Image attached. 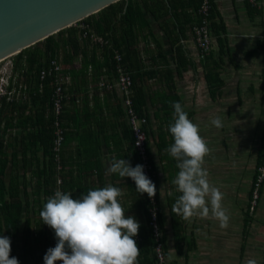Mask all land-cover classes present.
<instances>
[{"label": "crops", "instance_id": "obj_1", "mask_svg": "<svg viewBox=\"0 0 264 264\" xmlns=\"http://www.w3.org/2000/svg\"><path fill=\"white\" fill-rule=\"evenodd\" d=\"M212 1L218 15L211 19V26L224 25L225 33L219 34L227 42L224 52L214 30L212 50L204 58L192 28L183 34L171 13L165 19L157 20L146 14L150 28L139 32L135 47L138 61L125 64L134 81V98L137 92L145 101L141 116L148 119L146 147L156 184L168 263L246 264L248 259L254 258L257 264H264V186L259 206L253 214L249 211L264 134V12L247 0ZM188 12L195 14L191 9ZM118 52L124 59L125 53ZM70 55H74L73 50L67 48L59 56L67 77L62 117L66 138L61 152L63 169L59 173L56 171L55 189L58 175L62 179L63 192L71 193L74 198L108 185L120 188L123 195L119 202L126 216L135 217L140 224L134 239L136 243L142 242L143 234L151 233L146 193L136 192L130 178L107 172L113 158L126 159L132 167L140 164L121 95L98 85L102 78L114 79L110 69L112 62L103 47L82 37L78 56L73 59ZM210 58L218 65L217 73L224 82L214 97L207 79L209 66H214L208 63ZM92 61L98 63L100 71L95 72L90 65L92 71L88 68L85 73L84 64ZM13 77V97L31 102L33 84L21 75ZM259 96L263 100V121L257 124L251 117L259 113L256 109ZM43 100L45 97L36 106L29 104L25 116L31 120L25 128H11L6 135V181L9 184L12 178L18 177L22 194L26 191L28 195L22 197L23 213L15 230L4 231V236L11 241L10 257L17 258L19 264H44L47 245H51L50 248L56 245L54 231L43 224L40 217L43 202L35 203L33 196L38 168L42 169L50 159L45 155L43 143L47 141V135L40 130L45 122L42 120L44 108L47 121L52 114L51 106L41 103ZM171 102L182 104L189 119L199 125L204 139L211 136L208 138L210 155L215 156L212 162L211 157H206L204 167L210 182L224 194L223 205L230 217L226 229H221L219 221L211 215L206 219L194 217L185 221L172 211L180 193L173 184L179 171L178 162L166 151L174 143L168 131L174 112ZM239 112L247 113L241 121L236 115ZM214 116L221 118L225 132L246 127L254 130L258 126L261 130L257 135L260 137L258 147L252 149L250 142L249 145L245 143V150L240 154L237 139L223 138L218 132L209 135V131L223 130L211 124ZM29 133L30 138L27 137ZM208 139L205 140L209 144ZM209 164L217 169L212 170Z\"/></svg>", "mask_w": 264, "mask_h": 264}, {"label": "clouds", "instance_id": "obj_2", "mask_svg": "<svg viewBox=\"0 0 264 264\" xmlns=\"http://www.w3.org/2000/svg\"><path fill=\"white\" fill-rule=\"evenodd\" d=\"M171 104L174 112L168 131L174 143L166 151L178 162L173 184L180 193L172 211L185 221L211 215L221 229H226L230 217L223 205L224 194L210 182L204 167L211 149L182 104ZM211 124L217 129L223 127L219 117ZM107 172L130 178L140 195L146 193L150 199L156 195V186L145 175L143 165L132 167L126 159L113 158ZM122 195L120 188L108 185L75 198L60 190L49 197L40 217L54 231L57 243L47 250L44 264H138L140 249L134 237L140 224L135 217L126 216L119 202ZM10 253V238L0 235V264H19ZM246 264H257V260L248 259Z\"/></svg>", "mask_w": 264, "mask_h": 264}, {"label": "trees", "instance_id": "obj_3", "mask_svg": "<svg viewBox=\"0 0 264 264\" xmlns=\"http://www.w3.org/2000/svg\"><path fill=\"white\" fill-rule=\"evenodd\" d=\"M199 4V0H121L106 7L99 13L80 21L76 25L62 30L34 46L23 50L16 56L11 57L13 62L12 75L18 74L26 77L29 83L33 84V90L30 92V97L32 98L31 102H24L22 98L17 99L16 97H13L10 101L7 100V97L2 99V107L0 110V235L4 236L5 230H15L23 213L24 201L22 197H24V195L26 198L28 197L26 191L22 194L18 177L12 178L9 184L6 181L8 166L7 146L5 145L6 135L9 129L14 127L23 129L26 124L29 123L31 118L28 115L25 116V111L29 108V104L36 106L38 105L37 103H40V99L45 97V100L41 103L45 105L49 104V107L51 106L54 90L52 83L54 77H47L42 81L40 78L41 71L49 68L52 61H59L61 52L65 51L67 48L73 50L74 55H70L71 58L74 59V56H78L80 39L84 33L88 31L89 33L103 37L108 42L109 45L103 48L105 49L107 58L112 62L110 69L114 72L115 62L113 61V49L125 53L124 63L129 64L138 61V54L135 47L139 42V32H143L145 29L150 28V22L146 14L152 15L157 20V18L165 19L171 13L172 16L177 19L178 28L184 34L189 28H192L193 31V27L198 23L197 13ZM190 9L195 12V18L192 13L188 12ZM217 15L218 13L212 1L210 18L214 19ZM211 27L212 30L215 31V34L217 33L218 43L222 52H224L225 47H227V42L226 39H223V37L219 35L222 32L225 33L224 25L222 23L218 25L212 24ZM85 40L90 42L89 39ZM207 61L209 64H214L212 68L209 66L207 74L211 94L214 97L216 90L220 89L224 82L220 77V73H217L216 68L218 65L212 61L211 58L207 59ZM90 65L94 68L95 72L100 71L98 63L92 61L84 64L83 71H85V73L88 71ZM13 83L14 81L11 79L10 90L12 89ZM134 103L137 113L142 115L145 101L142 96L139 97L137 92ZM44 112L45 108L42 112V120L45 122L41 125L40 131L47 135V141H43V143L46 148L45 155L49 156L50 159L47 164H44L42 169L38 168L37 183L33 192L35 203L42 204L43 202L42 207L55 189V176L57 174L52 152L54 140L53 117L49 118L47 121ZM36 116L38 119V114ZM20 135V137H22V133H20ZM27 137L30 138L31 133H29ZM263 164L264 134L262 136L261 148L258 155V167L254 182L257 180L258 168ZM263 185L261 186L260 194ZM28 204L27 201L26 205ZM159 223L161 226L160 215ZM148 226L151 233L143 234L142 242H137L140 249L138 264H156V253L154 254V252L157 242L152 234L150 225ZM27 232L29 231L27 230ZM46 244H48V241ZM50 246L49 244L47 245V250Z\"/></svg>", "mask_w": 264, "mask_h": 264}, {"label": "built area", "instance_id": "obj_4", "mask_svg": "<svg viewBox=\"0 0 264 264\" xmlns=\"http://www.w3.org/2000/svg\"><path fill=\"white\" fill-rule=\"evenodd\" d=\"M198 8V23L193 27V34L197 46L201 50L202 57H205L212 50L213 46V31L211 27V10L212 0H199ZM252 6L262 9L264 12V0H247ZM85 29V28H84ZM83 39H89L92 43L99 45L100 47L108 46V42L96 34L89 33L86 31L82 36ZM113 61L115 62L114 79L112 81L102 78L98 85L101 89L106 91H117L121 95L123 108L127 121L134 137V149L140 160V165L144 166L145 175L155 184L154 174L152 171L150 155L146 147L147 132L146 127L148 125V119L145 116H141L137 113L134 103V81L130 75V72L124 63L123 56L115 49H113ZM13 64L9 67L6 73H1L0 78V110L2 107V99L7 97L10 101L13 98L14 92L9 89L10 81L14 77L12 75ZM89 71H92V67H89ZM47 77H54L53 95L51 103V114L53 117V128H54V140L52 144V152L54 161L56 164L57 172H61L63 169L61 163V152L66 138L65 128L63 126V112L65 104V83L67 77L63 73V67L57 60L51 62L49 68L41 71L40 78L44 81ZM15 83V81H14ZM264 184V164L258 168L257 180L253 185V192L250 201V212L256 211L258 202L260 200L261 186ZM56 189H54L51 196L55 194L57 190L63 192L62 179L59 175L56 177ZM156 186V184H155ZM50 196V197H51ZM147 196V194H146ZM149 214H150V227L152 234L156 239L157 245L155 247L156 253V264H169L165 253V243L163 241L162 228L159 223V207H158V195L153 198L147 196ZM57 240L55 241V244Z\"/></svg>", "mask_w": 264, "mask_h": 264}, {"label": "water", "instance_id": "obj_5", "mask_svg": "<svg viewBox=\"0 0 264 264\" xmlns=\"http://www.w3.org/2000/svg\"><path fill=\"white\" fill-rule=\"evenodd\" d=\"M121 0H0V63Z\"/></svg>", "mask_w": 264, "mask_h": 264}, {"label": "rangeland", "instance_id": "obj_6", "mask_svg": "<svg viewBox=\"0 0 264 264\" xmlns=\"http://www.w3.org/2000/svg\"><path fill=\"white\" fill-rule=\"evenodd\" d=\"M12 64H13V62H12L11 58H9V59L5 60L4 62H2V64H0V69L3 68L2 71H1V73L2 74L3 73H6L8 71V69H9V67ZM259 94H260V91H258V95ZM256 100H258L257 101V104L258 105L256 106V109L259 110V113L258 114L257 113L256 114H253V117H251V119H252L253 123L260 124L263 121V117H262V110H263V104H262V102H263V100L261 101V97L260 96ZM236 115H237V117L240 118V121H241L242 119L245 118V116L247 115V113L239 112ZM214 117H216V116H214ZM224 119H226V117ZM222 129L223 130H221V131H219V130L218 131H211V132L209 131V133H211L209 135H214L215 132H218V133H221L220 136L223 137V138H226V139H232V138L237 139L239 141L238 146H240L239 147L240 150L236 146H233V147H235L234 149H238V151H239L240 154H243L242 152H244V150H245V143L248 144V142H250L252 149H255V148L258 147L257 145L260 142V137L259 136L257 137V135H259L261 133V130L258 128V126H256V128L254 130L252 128L248 129L246 127V128H241L239 130H237V129H229L227 132H225V128H222ZM210 137H208V138H210ZM236 137H239V138H236ZM208 138H207V136H205V139L206 140ZM208 146H209V148H211L210 147V140H209ZM214 156H215V154L210 155V156H207V158L209 159L211 157L210 162H212L213 159H214ZM215 158H217V157H215ZM209 168H211L212 170L213 169H217V167L215 165H213V164H209ZM259 204H260V201L258 202V206H259Z\"/></svg>", "mask_w": 264, "mask_h": 264}]
</instances>
